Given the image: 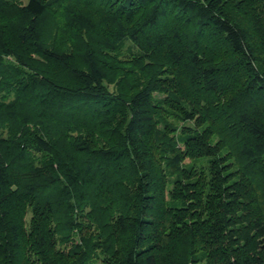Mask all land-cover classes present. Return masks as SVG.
<instances>
[{
    "label": "trees",
    "instance_id": "1",
    "mask_svg": "<svg viewBox=\"0 0 264 264\" xmlns=\"http://www.w3.org/2000/svg\"><path fill=\"white\" fill-rule=\"evenodd\" d=\"M0 264H264V0H0Z\"/></svg>",
    "mask_w": 264,
    "mask_h": 264
}]
</instances>
